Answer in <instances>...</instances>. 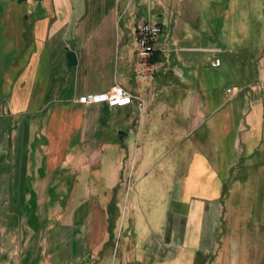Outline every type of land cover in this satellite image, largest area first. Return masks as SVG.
Segmentation results:
<instances>
[{"label":"crops","instance_id":"0c3cea01","mask_svg":"<svg viewBox=\"0 0 264 264\" xmlns=\"http://www.w3.org/2000/svg\"><path fill=\"white\" fill-rule=\"evenodd\" d=\"M146 1L144 17L145 0H0V264H113L101 248L130 176L141 201L129 226L144 232L134 264H264L260 29L240 36L215 8L209 44L184 45L178 33L201 23ZM152 8L160 68L143 80L134 27ZM115 83L133 103L77 100ZM69 173L101 183L83 181L88 198L71 203L48 184Z\"/></svg>","mask_w":264,"mask_h":264},{"label":"rangeland","instance_id":"374dc122","mask_svg":"<svg viewBox=\"0 0 264 264\" xmlns=\"http://www.w3.org/2000/svg\"><path fill=\"white\" fill-rule=\"evenodd\" d=\"M163 2V10H166L168 5V10L171 11L173 19L172 21L176 25H185L194 27V23H197L201 26L194 29V34L189 35L182 33H178V36L182 39L181 43L184 45H204L209 44L208 41L210 38L207 36V32L210 29L211 22L216 19V14L213 17H209V10H214V13H221L223 17V25L224 28L231 29L233 31H239L240 36L245 34L247 30L251 27L252 24L254 26L259 27L260 29V39H259V49L261 57L258 61V66L260 70H264V0H160ZM217 5H214V4ZM81 7V3H80ZM174 7V8H173ZM147 8L150 9V3L145 0V5L143 9V16L147 15ZM167 10V11H168ZM157 9L150 11L149 17L143 18L149 19L151 21L157 20L156 14ZM140 21V20H139ZM138 22V21H137ZM136 22V23H137ZM194 22V23H193ZM135 23V24H136ZM193 23V24H192ZM218 23H220V19L218 18ZM197 25V26H198ZM162 27V26H161ZM163 29V28H162ZM192 29V28H191ZM165 31L170 33V28L165 25ZM226 32V31H225ZM224 35V34H223ZM225 37V36H224ZM221 38V36L219 37ZM208 49H211L208 48ZM213 49H215L213 47ZM218 49V48H217ZM206 50V49H205ZM209 52V51H208ZM160 68V67H159ZM139 108L144 107V102L140 106L137 103ZM47 120V115H45ZM44 119V118H43ZM35 120V118H34ZM81 175H84L83 173ZM54 180V179H53ZM52 178L48 179V184L51 185L49 190L52 191H61L64 189V196H70L71 203H78L79 201L88 198V194L83 193V189L85 188L86 183L88 185L89 180L90 184L101 182L98 178L86 179L82 176L75 177L72 173L66 174L64 177L58 176L53 181ZM62 186V187H61ZM122 186H124L126 193H123L121 199L120 206L116 201L112 200V210L109 214V225L108 229V240L103 244L102 248L106 253L110 250L112 253V263L118 264L120 261V257L124 253H128V264H134V257L136 255V245H138V251H141V247L144 245V238L142 239L144 232L140 227L135 226L134 235L131 232L129 226V206L132 205L136 199L141 201L138 191V185L135 184L134 179L130 176L126 179H123ZM61 187V188H60ZM71 193V194H70ZM52 199L57 196V194L49 195ZM48 206H51V203H47ZM128 208V209H127ZM122 213V220H119L118 215ZM110 229V232H109ZM138 238V236H140ZM110 245H112V249H109ZM97 260L104 261L105 257L99 256ZM96 260V261H97Z\"/></svg>","mask_w":264,"mask_h":264},{"label":"built area","instance_id":"2783aa9c","mask_svg":"<svg viewBox=\"0 0 264 264\" xmlns=\"http://www.w3.org/2000/svg\"><path fill=\"white\" fill-rule=\"evenodd\" d=\"M162 32L161 24L149 19L140 20L135 24L134 33L137 43V64L135 74L143 80L151 79L157 69L159 62L152 61L155 53V44ZM212 54V66H219L221 59L216 55L219 49H206ZM137 98V97H136ZM135 96L127 91L122 85L115 83L109 89L94 93L83 94L78 97L80 103H106L110 107H121L133 103ZM141 106L143 100L137 98Z\"/></svg>","mask_w":264,"mask_h":264},{"label":"water","instance_id":"95a60500","mask_svg":"<svg viewBox=\"0 0 264 264\" xmlns=\"http://www.w3.org/2000/svg\"><path fill=\"white\" fill-rule=\"evenodd\" d=\"M18 1L21 2V1H24V0H18ZM65 55H66V58H67V65L68 66L76 64L77 59H76V55H75L74 51H72V50L67 51ZM121 132L122 131H119V133H121Z\"/></svg>","mask_w":264,"mask_h":264},{"label":"trees","instance_id":"16d2710c","mask_svg":"<svg viewBox=\"0 0 264 264\" xmlns=\"http://www.w3.org/2000/svg\"><path fill=\"white\" fill-rule=\"evenodd\" d=\"M111 207H112V205H111ZM109 232H110V229H109Z\"/></svg>","mask_w":264,"mask_h":264}]
</instances>
